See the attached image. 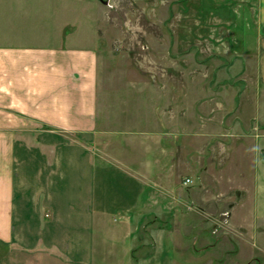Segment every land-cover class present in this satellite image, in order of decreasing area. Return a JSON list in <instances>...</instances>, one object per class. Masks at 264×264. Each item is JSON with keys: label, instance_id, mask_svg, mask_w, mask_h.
I'll return each mask as SVG.
<instances>
[{"label": "crops", "instance_id": "obj_1", "mask_svg": "<svg viewBox=\"0 0 264 264\" xmlns=\"http://www.w3.org/2000/svg\"><path fill=\"white\" fill-rule=\"evenodd\" d=\"M7 2L8 33L0 40V251L6 248L0 264H10L16 250L25 258L37 242L38 264H264V0H239L236 16L218 10L215 26L201 1L193 26L169 41L168 59L204 66L216 57L222 67L141 70V93L155 92L152 103L137 104L134 117L123 119V111L103 121L99 86L108 59L101 26L92 45L77 43L81 36L71 42L68 32L30 39L14 15L17 7L28 17L24 0ZM252 26L255 41L244 31ZM254 43V51L243 46ZM203 44L217 45L215 57L206 56ZM107 182L110 192L97 202V187ZM76 185L89 189L93 202L78 216L87 224L67 232L74 239L63 241L66 235L53 229L31 232L26 221L42 226L39 212L48 217L47 193ZM17 190H33L24 198L32 210L20 220Z\"/></svg>", "mask_w": 264, "mask_h": 264}, {"label": "rangeland", "instance_id": "obj_2", "mask_svg": "<svg viewBox=\"0 0 264 264\" xmlns=\"http://www.w3.org/2000/svg\"><path fill=\"white\" fill-rule=\"evenodd\" d=\"M16 1L17 6H19V0ZM108 1L106 8L104 6L100 7V2H98V0H24L22 5L26 6L29 10L27 14L28 17L25 18V13L17 12V7L15 8L16 12H14L18 27L23 28L20 30L24 31L27 34V38L30 39H42V35H46L47 31L52 32L53 36L59 37H64V34L68 32L71 42L77 41L75 36H81L83 42L77 41V43L90 45L93 36H97L96 33L98 31L95 27L98 25L99 27L101 26L99 38H101V45H106L107 52L105 53V58L108 60H106V70H104L99 86V121H103L107 116L108 118L112 117L114 120L120 118L123 111V119L134 117V114L139 113L137 104H142L141 101L152 103L156 95L155 92L153 93L149 89H145L144 93H141L143 87V84L139 83V73H141L139 71L141 70L160 69L166 72L183 68L199 69L202 67L205 68V66L208 69L222 67H216L219 58L217 57L218 59H216V53L214 55L213 51L216 50L215 47L217 45L212 46L203 44V48L207 49V51H204L206 52V56L210 54L214 55L215 58L212 59V57H207L208 59L202 62L204 66H200L199 61H177V63L170 61L167 55L170 44L169 41L172 43L175 42L178 36L183 38L184 33L187 31V27L193 26L194 21H196L195 10L199 9L201 1L204 4V16L206 19H209L213 26H215L217 21L216 15L218 14V10L221 11L226 8L231 10V13H229L231 16H236L237 14L234 13L235 8L240 3L239 0H189L188 4L190 3L189 5H192V8L190 11H185L183 0ZM7 5V0H0V40L1 38L4 40V37L6 40V33H8V13L3 12L5 11L4 9L8 8ZM252 8V10H254V8L255 10L257 9L256 6ZM99 10L101 18L98 16ZM63 24L64 33L63 27L61 28ZM218 25L219 24H216V27H218ZM254 26H252L253 29L244 30L250 34V38H246V40H256L255 32H257V30ZM75 27L77 28L75 29ZM11 30L12 29H10V31ZM235 31L236 30L233 31L234 34ZM244 31L240 33L242 34ZM261 31L264 33V28ZM211 32L214 33V30ZM242 39V41H246L244 38ZM103 40L106 42L103 43ZM230 41H234L235 43V45H232V48H239L238 44L235 42L238 41L236 38H231ZM171 46L174 48V45ZM243 46H247L250 50L257 48L256 43ZM211 48L213 50H211ZM183 53L184 51L181 50V55H183ZM172 54H175L173 50ZM221 59L220 57V60ZM220 63L225 64L223 65L224 68H231L227 61H220L219 64ZM232 74L233 72L229 73L230 77ZM148 80L151 81V78L148 77ZM160 85L165 87L166 83L161 82ZM237 85L243 88L245 84L240 81ZM160 92H162V90ZM125 107L127 109L123 110ZM114 136V138L121 137V135ZM180 140H182V137L176 135V144H178ZM112 162L114 163L116 161L112 160ZM103 169H105L104 165ZM107 172L106 174L108 175H118L110 170ZM104 173L105 172L100 170V175L103 176ZM179 175L180 174L177 175V181L179 180ZM88 183L85 186H89ZM111 185L110 182H107L106 184L101 183V189L100 186L97 187V202L106 194H109L110 190H105V187ZM32 191L23 190L22 195V193L17 190L15 208V217L17 220L27 217L29 215L28 212L32 210V205H34V203L28 201L29 198L32 197ZM117 191H119V186L117 190H114L115 196H119ZM47 197L48 201L44 204L49 205L48 208L50 210L48 211L49 214H47L48 217H45L44 211H40L39 214L43 215L42 226H38V221L35 222V220H32L25 222L27 227L31 232H38L39 234L42 230H44L43 233L46 234L50 229H53L55 233L66 235L62 238L63 241H67L68 243L71 242L74 238L72 236L68 237L67 232L72 231L79 223L87 224V221L79 219L78 216L86 214L87 203L90 204L93 202L92 196L89 194V189H82L80 186L76 185L73 189L63 188L59 191L51 190L47 193ZM48 208L44 206L45 211L48 210ZM113 212H116V210H113ZM44 226L46 227L44 228ZM32 239L37 240L38 237H33ZM88 240V238H85V241ZM42 249L43 246H41L40 243L37 242L33 244V247L29 250L30 252L26 254L27 256H25V258L20 255V252L21 254L23 252L22 250H16V256H13L10 264H26V261L29 262L28 264H38ZM4 250H6V248H4ZM4 250L1 249L0 251L1 257L6 255ZM73 264L77 263L74 262Z\"/></svg>", "mask_w": 264, "mask_h": 264}, {"label": "built area", "instance_id": "obj_3", "mask_svg": "<svg viewBox=\"0 0 264 264\" xmlns=\"http://www.w3.org/2000/svg\"><path fill=\"white\" fill-rule=\"evenodd\" d=\"M192 179L191 178H189V177H187V178H185L184 180H183V184H185V185H189L190 183H192ZM227 216H228V213L227 212H225L224 213V217H225V220L223 221V223H228V221H227Z\"/></svg>", "mask_w": 264, "mask_h": 264}]
</instances>
